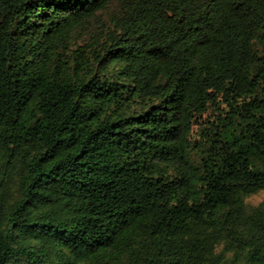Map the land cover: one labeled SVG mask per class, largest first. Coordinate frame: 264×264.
I'll return each mask as SVG.
<instances>
[{
    "label": "trees",
    "instance_id": "obj_1",
    "mask_svg": "<svg viewBox=\"0 0 264 264\" xmlns=\"http://www.w3.org/2000/svg\"><path fill=\"white\" fill-rule=\"evenodd\" d=\"M264 0H0V264H264Z\"/></svg>",
    "mask_w": 264,
    "mask_h": 264
},
{
    "label": "rangeland",
    "instance_id": "obj_2",
    "mask_svg": "<svg viewBox=\"0 0 264 264\" xmlns=\"http://www.w3.org/2000/svg\"><path fill=\"white\" fill-rule=\"evenodd\" d=\"M247 202L250 205H257L261 202H264V191H260L259 193L251 196L250 198L247 199Z\"/></svg>",
    "mask_w": 264,
    "mask_h": 264
}]
</instances>
